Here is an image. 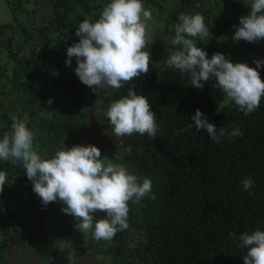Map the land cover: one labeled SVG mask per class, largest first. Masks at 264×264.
Masks as SVG:
<instances>
[{
    "label": "trees",
    "instance_id": "16d2710c",
    "mask_svg": "<svg viewBox=\"0 0 264 264\" xmlns=\"http://www.w3.org/2000/svg\"><path fill=\"white\" fill-rule=\"evenodd\" d=\"M43 1L51 6L53 16L37 32H29L22 23L0 25V53L7 56V62L15 64L10 77L5 72H0V76L14 92L25 96V102L0 117L7 128H11L10 114L23 117L26 113L29 118H39V122H29L27 126L34 133H46L37 139L51 156L63 144L67 148L74 146L72 135L79 120L73 117L48 120L38 115L35 105L50 99L56 85L61 99L71 104L85 97L89 87L74 72L75 57L71 58L67 81L57 82L56 76L52 81L49 71L68 59L63 53L66 32L84 19L98 18L104 6L101 0ZM187 1L182 0L183 4ZM38 3L36 0L35 4ZM75 11L78 14L72 19L70 15ZM10 12L16 21L15 7ZM178 12L177 9L172 17L177 19ZM204 18L209 28V18ZM229 25L220 27L216 36L227 30L233 35L235 29ZM15 27L22 39L19 46L14 43ZM195 39L197 46L206 51L207 38ZM78 40L77 37L74 42ZM170 47L175 50L174 45ZM212 55L207 54L209 59ZM167 57L153 49L146 75L101 96L107 112L113 101L133 87L149 100L158 126L154 139L137 133L120 138L124 161L142 179L152 181V191L139 203L128 202L127 223L143 230V240L131 245L126 234L128 228L121 230L113 237L116 246L107 253L114 257L124 255L123 264H244L247 249L239 241V235L255 229L264 231V98L246 116L234 102L226 101L214 78L202 89L192 87L187 74L165 65ZM197 109L217 128L218 134L222 128L230 133L234 126H239L242 136L226 135L220 137V143L213 142L206 130L195 128L191 118ZM106 112L103 120L109 124ZM0 171L7 172V184L0 192V208H5L22 192L31 190L32 184L22 164L0 161ZM245 177L254 181L248 190L241 183ZM153 195L155 199L151 198ZM49 209L50 206L33 208L29 219L40 225ZM3 233V244H7L6 238L13 244L25 242V236L8 235V230ZM0 264L10 263L0 260Z\"/></svg>",
    "mask_w": 264,
    "mask_h": 264
},
{
    "label": "clouds",
    "instance_id": "9594fccd",
    "mask_svg": "<svg viewBox=\"0 0 264 264\" xmlns=\"http://www.w3.org/2000/svg\"><path fill=\"white\" fill-rule=\"evenodd\" d=\"M245 3L250 12L239 18L232 38L235 42H257L264 39V0ZM151 19L152 12L145 9L142 0H110L98 18L79 23L75 32L79 40L67 47L65 64L70 66L71 58L75 57L76 76L93 92L102 87L124 88L149 71L150 53L146 49L151 42L147 39L145 21ZM178 21L171 40L175 50L168 55L165 65L187 74L191 86L197 89L214 78L226 101L234 102L246 116L254 112L264 98V81L258 71L264 60H254L253 68L246 63H233L219 52L209 59L195 39L210 35L204 16L200 12L181 13ZM46 102L51 104V98ZM106 116L117 137L137 133L154 139L158 132L149 100L133 87L108 106ZM10 118L11 128L0 138V161L22 164L42 205L61 202L64 205L61 212L73 217L74 227L81 233L92 231L97 240H110L129 227L128 202L139 203L151 193L150 179L145 177L140 182L124 165L101 158L100 149L92 144L71 148L63 144L51 156L40 154L34 148V132L27 126L28 115L10 114ZM191 119L196 130H206L215 143H220L222 136H242L239 126H234L230 133L222 128L218 134L199 109ZM241 183L245 190L254 186L250 177ZM6 184L7 172L0 171V192ZM97 212L106 215L96 219ZM238 239L247 249L244 264H264V231L242 232Z\"/></svg>",
    "mask_w": 264,
    "mask_h": 264
},
{
    "label": "rangeland",
    "instance_id": "374dc122",
    "mask_svg": "<svg viewBox=\"0 0 264 264\" xmlns=\"http://www.w3.org/2000/svg\"><path fill=\"white\" fill-rule=\"evenodd\" d=\"M35 1L0 0V25L22 23L29 32H37L53 16V13L51 6L45 1L37 0L39 1L37 5ZM101 2L105 6L110 0H101ZM245 2L246 0H188L183 4L182 0H142L145 9L152 12V19L145 21L147 39L151 42L146 50L150 55L153 49L155 53L164 56L171 54L173 52L170 47L171 40L175 35V25L179 22L178 18L172 17L176 15L174 12L178 9V16L181 13L200 12L204 17L209 18L210 35L206 37V53H223L233 63H246L254 68V60H264V39L251 43L243 40L235 42L231 30H227L221 36H216L219 28L228 23L230 28L235 29L239 26V18L250 12V6ZM182 5H184L183 9H181ZM11 7H15L16 21L11 15ZM77 14V11L72 12L70 17L75 19ZM77 27V25L74 26L65 34L64 54H66L67 47L77 40L75 35ZM13 34L15 35L14 43L21 45L19 28L15 27ZM7 61V56L0 53V72H5L10 77L15 64ZM65 61L66 58L59 68L49 71L53 75L50 77L52 81H55V76L57 82L69 79L70 66L66 65ZM258 71L264 81V64ZM112 91L110 87L98 88L96 92L89 88L84 98L77 99L71 104L61 99L62 94L59 93L60 89L56 85L51 90L52 103L46 102L49 99L41 101L35 105V109L40 117L48 120L62 121L67 117L79 120L72 135L75 139L74 145L92 144L96 146L101 151V158L107 157L113 163L124 165L142 182L137 171L122 157L124 151L120 147L121 137H117L110 123L106 124L103 120L106 110L102 105L101 96ZM23 102H25V96L14 92L10 83L0 76V116L13 112L15 107ZM29 122H39V118L31 117ZM9 130L10 128L6 127L5 121L0 117V138ZM32 131L34 132V129ZM45 134V132L34 133V148L40 154H47V150L41 145L42 142L38 141L37 136L43 138ZM47 206H50L49 213L45 214L40 225H36L34 220L29 219L31 209L44 207L32 189L22 192L17 200L11 201L5 208H0V260L10 264H123L124 255L114 257L111 253H107L112 251L117 244L113 238L97 240L92 231L79 232L74 227L76 222L73 217L61 212L64 205L59 201L50 202ZM94 215L96 219H100L105 217L106 213L97 212ZM4 230H8V235L25 236V242L22 244L14 242L13 244L6 238L5 243L7 244H3ZM126 234L131 245L143 240V230L136 226H129Z\"/></svg>",
    "mask_w": 264,
    "mask_h": 264
}]
</instances>
